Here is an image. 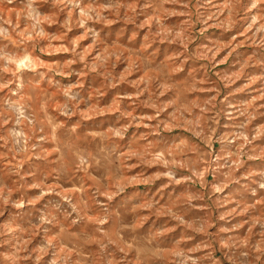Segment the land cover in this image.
<instances>
[{
    "label": "rangeland",
    "instance_id": "rangeland-1",
    "mask_svg": "<svg viewBox=\"0 0 264 264\" xmlns=\"http://www.w3.org/2000/svg\"><path fill=\"white\" fill-rule=\"evenodd\" d=\"M0 264H264V0H0Z\"/></svg>",
    "mask_w": 264,
    "mask_h": 264
},
{
    "label": "bare ground",
    "instance_id": "bare-ground-1",
    "mask_svg": "<svg viewBox=\"0 0 264 264\" xmlns=\"http://www.w3.org/2000/svg\"><path fill=\"white\" fill-rule=\"evenodd\" d=\"M16 62L18 64H20V66H21V64H23V62H25V60L23 58H19V59L16 60Z\"/></svg>",
    "mask_w": 264,
    "mask_h": 264
}]
</instances>
